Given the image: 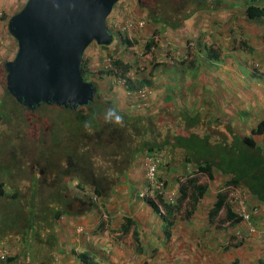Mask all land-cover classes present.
<instances>
[{
  "label": "trees",
  "instance_id": "1",
  "mask_svg": "<svg viewBox=\"0 0 264 264\" xmlns=\"http://www.w3.org/2000/svg\"><path fill=\"white\" fill-rule=\"evenodd\" d=\"M9 2L17 3L16 0H9ZM139 4L148 10L150 24H153L149 28L150 31L149 34L147 33L143 46L139 48L144 54V61H147V64L151 67L148 68L142 61L135 60L132 63V56L129 59L125 58L129 52H132L133 41L129 39L126 32H118L116 36L119 42L111 49H107V53L101 51L99 61L96 62L97 73L106 77V81L103 83L110 94H108V98L97 92L92 102L76 109L41 104L34 110H28L16 102L8 93L6 87L3 88L1 85L3 88L1 94L5 93L11 96L13 101L0 100V150L5 154L11 151L10 140L6 139L7 129L11 128L10 131L17 128L21 130L32 126L34 122L27 120V116L35 114L34 112L37 111H40V115H37L36 122L43 124V120H50L46 112L48 110L55 112L53 116L55 124L51 127V133L53 134L50 138L52 146L49 151H43L39 154L44 163V170L49 169L50 173L53 172L57 178L62 173L67 177L66 184L61 182L57 187H53L47 205H44V202L42 205L40 202H35L41 189L37 188L38 182L36 178L34 179V186L30 194L31 204L28 206L27 212L23 213L22 220L18 221L21 229L17 232L15 240L13 239V243L10 242L11 246L18 249V252L13 253L11 256L6 255L1 245L0 254L2 257H0V264H19L20 257L22 264H57L58 261L59 264H63L66 262L68 253L65 252V249L69 246L71 234L68 226H71L70 222H72L68 217L77 215L76 212L66 210L71 198L74 197L77 203L82 202L83 204L82 194H84L87 185H91L96 196L102 199L113 198L115 191L118 190L117 193L120 192L119 199L123 195L130 199L129 203L121 202V206H130L132 201L138 198V195L135 198L131 187L125 186L124 179L128 177L129 171L133 170V166H135L138 159L137 156L142 158L146 153L149 156H154V158L159 157V154H161L160 160L156 164V173L150 179L149 186L150 193L154 197L158 196V200L164 208V214L160 213L158 206L151 199L147 198L144 202L151 206L153 212L163 221V232L167 239L171 237L170 229L174 223V218L184 206V203L187 204L184 217L188 219L196 211L197 205L208 191V184L199 182L196 175L206 176L210 181L214 179L216 173L227 176V183L241 187L243 195L249 199L248 205L252 207L250 203H254L264 206V144H260L259 141L257 143V138H255L257 135L264 137V115L251 127L248 135H242L238 129H234L233 119L220 115L216 110V103L211 101L205 102L202 107H197L195 101L186 102L183 101L184 98L182 99L184 108L179 109L171 101L172 98L168 96L166 101L158 106L156 112L154 111L155 113L141 115L130 113L125 106H122L124 109L119 108L120 98H116L118 95H113L119 77L123 80L120 83L121 90L125 86L129 91H138L151 88L152 85L156 88L160 87L159 77L162 71L177 74L176 72L181 69L183 71L182 75L190 73V67L194 66L195 62H190L188 59L167 66L165 63L159 62L161 55L157 54L158 48H156V45L159 47V38H156L155 35L166 36L167 29L180 28L194 15L196 18H203L201 15L204 12L225 11L224 9L240 11L241 17L248 21H259L264 19V0H139ZM185 7L187 8L185 9ZM166 9L179 14V18H174L173 22L170 18H166ZM238 19L241 18L233 16V18L230 17L226 20L228 23L226 29L223 30L227 33L223 37H228L230 40L245 37L244 33L240 32L241 25ZM203 32H205L202 34L203 38L201 39L204 40L203 45L197 44L199 43L198 38L197 43L192 39L193 45L188 49H191L195 55L196 49H201L199 51L200 55L203 51L208 53L209 58L197 57L199 67L200 65L205 66L207 63V66H213L218 58H221L219 53L210 48L214 31L207 30V32ZM246 40L241 42L248 46L249 41L246 42ZM163 41H166V39ZM166 43L169 44L168 41ZM165 48L168 49V46ZM174 48L177 47L174 46ZM250 51L253 52V50ZM104 58L109 60V64L106 66H102ZM221 59L222 62L227 63L225 59ZM202 60L203 62H201ZM199 67L197 66V69L193 67L191 72H201ZM243 67V64H241V69L244 72L250 71ZM261 67L263 68V66ZM80 70L85 79L95 75V71L90 69L88 57L82 58ZM131 70L138 73V75L129 78L127 74ZM252 71L254 74L257 71L260 72L256 66H253ZM185 78L186 76L181 79V82ZM171 88L174 89V87ZM175 88L182 92L179 89V84H176ZM157 95L158 93L155 92V96ZM108 108H114L116 113L123 117V126L114 122H105V111ZM44 111L45 113L42 115L41 112ZM13 116L16 119V128L9 125L11 121H14ZM86 122H89L87 128L85 127ZM56 128L59 131L66 129L68 135L58 137V133H55ZM243 132H246V130H243ZM2 133H4L5 139ZM64 137H66V142L62 146L60 141ZM90 147H94L95 152ZM162 149L167 151L165 155ZM96 150L102 152L98 155ZM11 160L13 159L8 158L0 166V196L16 199L20 190L6 185L10 172L13 168H16L14 167L16 160ZM61 163L65 164L64 169ZM3 169L8 170L4 172ZM173 170L179 175L177 181H175L177 176L170 177L168 175L169 173L173 174ZM70 178L76 180L77 183L74 187L77 191H81L80 195L75 191H72L73 194H71L70 186L67 185V179L70 180ZM182 178L184 180H181ZM131 181L134 180L131 178ZM128 184L133 186L134 183ZM7 188L8 191H6ZM173 189H175L174 193L177 194L176 203L170 204L164 192ZM143 199L140 198L141 201ZM223 206H227L226 217L231 220L234 219L236 214L226 204V194L219 192L208 212L210 221L214 219ZM78 212L87 213V210H79ZM64 217L67 219H63ZM240 219L239 216H236L232 223L236 224ZM57 221L62 222L57 225ZM133 223L135 224V221L131 216H125L120 229L123 233L127 232ZM100 229L103 230L102 227ZM6 231L2 238L6 237ZM132 233L137 244L136 250L142 251L137 229L135 228ZM60 246L65 252L61 254L65 256L63 263L59 258L55 259L54 256L56 248ZM104 249L105 247L102 246L103 251ZM71 255L72 258L77 260L75 264H106L107 261L105 258H100V255L97 257L96 252L82 250L77 252L73 248L71 249ZM230 264H239V261L233 260ZM256 264H264V260L259 259Z\"/></svg>",
  "mask_w": 264,
  "mask_h": 264
},
{
  "label": "rangeland",
  "instance_id": "2",
  "mask_svg": "<svg viewBox=\"0 0 264 264\" xmlns=\"http://www.w3.org/2000/svg\"><path fill=\"white\" fill-rule=\"evenodd\" d=\"M16 2L17 3L9 2V0H0V8L2 10V17H1L2 21L7 22L8 17L11 14L17 12L22 7L25 0H16ZM134 6L138 7V3L136 0L126 1L125 8H123V3L117 2L115 6L113 7V10H112L113 13L111 14L109 18V23L113 21L118 22L122 17L123 9H133ZM186 8L187 7H185V9ZM164 9L165 8L163 7V10ZM165 14H166V18L168 19L170 18L172 22L174 21V18L175 19L179 18V14H175L169 9H166ZM219 15L220 14H216V15L210 14L209 16V14L206 13V15L203 16V18H197L196 20H195L196 17L194 15L192 19L195 22L191 21L192 25L189 26L188 29L187 28L186 29L190 30L192 28H196L197 31H200L201 29H199L200 28L199 26H203V25H204L203 26L204 28L202 27V29L204 31L205 29L209 30L210 28H214L215 31L213 32V41L210 44V48H213L214 51L219 53V56L225 59L227 63L231 61V64L229 66H231V68L234 69V70L232 69L234 72L243 74V71L241 70V59H244V60L246 59L249 61L248 65L250 66L251 70H253V66L254 67L256 66L259 68L260 72L264 74V43H260L258 45L256 44L255 47L251 46V48L254 50L252 52L250 51L251 49H247V46L241 43V41L238 42V40L241 37H238L235 40L233 39L230 40L227 37H223L224 34L226 35L225 31L222 29V31L219 32L216 29L219 27H222V25L226 26V24L228 23V21L226 20L230 19V17L225 19L223 16H219ZM212 18H215L216 20H212ZM203 19L207 21V24H204L205 22L203 21ZM241 22L243 23L242 20ZM111 28H109V30L113 31L114 32L113 34H115L116 30L113 28L111 29ZM4 30H5V25L3 24L0 30V38H3L2 34H4ZM174 30L175 32H177L176 34H179V31H178L179 28L174 29ZM203 33L205 32L201 33L200 31V32H197L196 35L191 34V38L194 35L193 41L197 43V38H198L199 43L197 44L203 45L204 40H201L203 38L202 37ZM146 37H147V33L143 35L142 41H141L142 43L146 39ZM155 37L159 38V40L161 41L162 39L164 40L166 37L170 40L175 39L174 35L171 33H168V35L162 36V37L159 35H155ZM115 40H116V37L114 36L112 42L103 47L105 49H111V47H114V45L117 44V42H119L118 40L117 41ZM162 42H164L165 44L167 40L162 41ZM176 42L179 45L184 46L183 43L185 41L181 40L180 37L177 36ZM172 45H171V48L169 49V45L167 43L165 44V47L168 46V49L165 48L166 50L165 57L167 58L166 59L160 58V60H164L166 62L171 61L172 57H176L183 52H184L183 56H185L184 54L187 53V50H184V47L182 49H176ZM92 47H93V44H90L85 49V53L88 51H92L90 50ZM15 49H16L15 42L13 41V39L11 40L9 36H7L2 43H0V100L2 99L7 102L13 101V98L9 95H6L5 93H2L3 95L1 94V91H3V88L5 86V71L3 70L4 67L2 65V62L4 60L11 59L15 52ZM199 51H201V49L198 50V52H196V58L198 56L204 57V59L209 58L208 53L206 51H203V53L200 52L201 55L199 54ZM92 52L94 54H97L100 52V50H98L97 52L96 50ZM132 52H137V49L134 51L132 50ZM132 52H129V54H127L128 56L125 58L129 59L132 56L133 57V59L131 60L132 63L137 58L138 59L137 61L144 62L143 64L147 66L148 68L151 67L150 65L147 64L148 63L147 61H144V58H145L144 54L138 55L137 57L136 55L139 53L137 54L134 53V56H133L131 54ZM188 58H193V54L190 53L189 50H188ZM221 58H218L216 63H218V65L220 66L226 65V62H222ZM95 59L96 57L94 58V60ZM192 61L193 60H191L190 62ZM191 65L192 63L190 64V66ZM261 66H263V68ZM163 73H166V71L162 72V74ZM248 73H250V71ZM128 74L136 75V76L138 75V73L134 72L133 70L129 71ZM243 83L248 84L250 82L247 81ZM1 85L3 88L1 87ZM118 86L119 87L114 88L115 92H113V95H118L116 98L124 94L123 89L121 90V85H118ZM179 89L181 90V86ZM102 90H105V89H102ZM174 92L176 91L174 90ZM175 95H178V97H180L182 95V92L180 93L176 92ZM159 103H162V99H157V104ZM122 104H125V103H122ZM148 107H151L152 110H155L154 108L155 104L152 102V99L150 100V104L148 105ZM39 112L40 111H37V112H34L35 114H29L27 116V120H32L34 122L32 126L25 127L21 130L18 128L12 131H10L11 128L7 129L6 139L8 138V140H10L9 146H10L11 151H9L10 153L7 152L5 154V152H2L0 150V166L4 162H6L8 158L16 160V164L14 166L16 168H13L12 171L10 172V176L8 177L6 181L7 182L6 185L11 186V188H17L18 190H20L19 196L16 197V199H10L6 196H0V246L1 245L2 246L11 245V243H13V239L16 238L17 232L21 229L20 225H18V221L22 220L23 213L27 212L28 206H30L31 204L30 194L34 186L35 178L38 182L37 188L41 189L39 192L38 198L35 199V202L36 203L40 202L41 205L43 204V202L45 203L44 205H47V203H49V200H50L49 198L51 197L49 196V194L51 190H53L54 186L57 187V185L60 184L61 182H64V184H66L65 181H66L67 176H65L64 173H62L61 176L57 178V176L54 175L53 172L50 173L49 169L44 170L43 168L44 163L42 159H40L39 153L40 152L42 153L43 151H47V150L49 151V148L52 146L50 138L53 134L51 133V130H52L51 127L55 124L54 119H53L55 112H51L50 110H48L46 112V115H48L50 120L48 121L43 120L44 121L43 124L36 122V117H38L37 115L39 114ZM44 113L45 111L41 112L42 115ZM13 119L14 121H11L9 125H11L12 128L13 127L16 128L15 126L17 125V123H16V119L14 116H13ZM248 121H250V124L253 122L250 119ZM40 122H41V119H40ZM248 128L249 129L246 132H243L244 126H242L240 128L241 131L239 130V133L242 135H248L250 133L251 127H248ZM57 129L58 128L55 129L56 130L55 133L56 134L58 133V137L68 135L66 129L65 130L62 129L60 131ZM2 136L5 139L4 133H2ZM65 138L66 137H64V139L60 141V144H62V146L66 142ZM255 138H257V143L259 141L260 144H264V137L257 135V137ZM90 149H92V151L95 152L94 147H90ZM96 152L99 155L100 152L102 151L96 150ZM137 158L138 159L135 164L136 168L131 171V174L129 173L133 180H138V177H141L144 173V168L143 167L141 168L139 164V161H140L139 156H137ZM64 159H66V157H64ZM63 163H61V165L64 169L65 164ZM7 170L8 169H3L4 172H6ZM43 174H46V175H43ZM196 176L199 182L208 184V193L203 196V199L200 202V208L198 207L196 212L193 214V215L196 214V218L193 215L188 219L184 217L185 211L187 209V204L184 203V206L180 209V211L178 212V214L176 215L174 219V223L171 228V229H174V232L171 234V236L173 235L177 238H179V236H183V238H187V236H189L188 241L182 239L183 242H181L180 240H178L179 242L178 247L180 248L181 243H183L182 244L183 247H187V246L189 247L190 245L191 248H194L198 251L197 252L198 257L200 254H202L200 260L204 261L205 260V257L203 256L204 253H207V255L210 257L211 251H214V252L215 251L220 252L221 250L224 251V249H221V247H223V244H224L223 240L225 241L228 238L223 239V237L225 236V234L226 236H229L230 234L232 236L233 231L231 229H230L231 231L228 230L230 226L228 225L229 219L226 217L227 216L226 215L227 206L222 207V209L216 214V216L214 217L212 221L208 220V210H207L208 208L206 207V205L208 206L209 204H211V200H208V199L212 198L210 196L213 195L216 189L215 186L217 185V183L214 181L215 182L214 184L206 176H203V175H196ZM0 178H1V175H0ZM72 179L73 178H70L71 181L67 179V185L70 186L69 188L70 192L71 194H73L72 191H75L79 193L78 195H80L81 191L80 190L77 191L76 188L74 187L77 182L75 179L73 180ZM217 180H219V176ZM42 183H45V184H42ZM6 191H8V188ZM117 192L118 190H116L115 194L113 195L117 199H113V201L109 203L108 205V210L106 209L108 212L111 211L112 213H114L113 214L114 216H112L110 220L108 221H106L108 216L104 217V216L96 215L97 219H95L92 216L91 222H86V220H84L85 226L84 224L82 225L80 221L76 223L74 225V229H75L74 231L77 232V230H82V232H84L85 230V234L83 236L81 234L76 235L73 241L71 242L68 241L69 246H67V248L65 249V252H68V254H70L71 253L70 250L72 247H76V249H79V245H80L79 242L81 239V241L83 240V244L81 245V249H80L82 251H88V252L94 253L96 251V247L99 249L101 246L107 245L106 248L104 249V256H101V258H105L108 261H110L111 259L114 260L112 255H114L116 252H120L121 255L116 260V262H111L109 264H136V263L137 264H161L162 260H165V262H167V260L169 259L170 261H174L178 259L177 256H173V252L176 248L177 242L174 241V239L171 242L172 239L171 240L169 239L170 240L169 241L165 237L163 230L160 228V226L163 227L162 223L159 224V228H156L158 225V222H155V221H159V220L155 216H153L150 211H148L147 207L143 206V203H142V206L139 207V210L137 209L131 214L127 205L121 206V204L119 203L123 201L125 203H129L130 199L126 195H123V197L118 200L119 194L116 195ZM247 201H248V197H247ZM69 203L70 204L66 206V210H69L71 212H76V211L78 212L79 210L81 211L88 210L89 208L88 204H86V201L83 202V204L82 202H78L79 203L78 204L74 197L71 198V201H69ZM80 203H81V206H80ZM141 209H143V214L140 213ZM107 211H105L106 214H107ZM124 213L131 214V216L139 220V222H144V225H143L144 228H142V231H141L143 232L142 234L143 237H142V240H140L142 244V249L144 248L143 249L144 251L142 252L136 250L137 249V246H135L136 242H134L132 237H131L130 244L126 240L128 238L129 232L127 234H121V235L117 233L118 231L117 228H119V222H121V218L122 220L124 219V215L123 216L121 215L120 217L119 214H124ZM152 216L155 222V223L153 222V224L148 223V219H150V217ZM193 217L194 219L191 220ZM261 217L264 218V214ZM195 221L196 222L200 221V222L196 224ZM87 223H90V225H87ZM99 224H103L102 228H104V230L100 229L101 225L98 226ZM155 224H156V227H155ZM94 227L95 229H93ZM5 231H6V237L2 238ZM144 231L146 232V234L144 233ZM70 233H72L73 235L74 232L71 230ZM94 233L97 235L94 236L93 235ZM4 239H7V240H4ZM257 240L258 239L256 237L255 238L248 237V239H246L244 243L242 242L241 245L238 247H236L238 245V243H236V240H232V241L229 240L228 243L236 247L234 248V252H232L231 260H234L235 258L240 257L241 251L243 249L246 251H252L253 249L257 248V245L259 244ZM131 245H132V249H131ZM58 249L60 253L57 254L55 258L56 259L59 258V260H61V262L63 263L65 256L61 254L65 252L64 250H61L60 248ZM114 249L116 251H114ZM153 249L155 251H153ZM165 249H166V252L162 253L163 250ZM131 252H132V255H130ZM167 252L169 255L166 254ZM200 252H204V253H200ZM142 253H143V257L141 256ZM219 254L220 253L215 252V257L218 259L221 258ZM71 259L72 257H69V259L64 263L75 264L77 262V260L74 259L73 261H71ZM19 264H22L21 258L19 259ZM57 264H59V261L57 262ZM241 264H249V262L248 263L241 262Z\"/></svg>",
  "mask_w": 264,
  "mask_h": 264
},
{
  "label": "water",
  "instance_id": "3",
  "mask_svg": "<svg viewBox=\"0 0 264 264\" xmlns=\"http://www.w3.org/2000/svg\"><path fill=\"white\" fill-rule=\"evenodd\" d=\"M119 1L26 0L8 21L17 50L4 63L5 85L15 101L28 110L92 102L96 87L82 77V55L93 41L110 44L106 18Z\"/></svg>",
  "mask_w": 264,
  "mask_h": 264
},
{
  "label": "crops",
  "instance_id": "4",
  "mask_svg": "<svg viewBox=\"0 0 264 264\" xmlns=\"http://www.w3.org/2000/svg\"><path fill=\"white\" fill-rule=\"evenodd\" d=\"M146 10H145V12L147 13ZM224 10L225 11H215V12L212 11V12H207V13L209 14V16H210V14H212V15L213 14H215V15L220 14L219 16H223L225 19H227L228 17L233 18V16H238L239 18H241V19H238V21L240 22V25H241V32L244 33L245 37H243V38L241 37L238 40V42L239 41L243 42V41H245V39H247L246 42L249 41L247 49L253 50L252 48H250L251 46L255 47L256 44L258 45L260 43H264V19H261L259 21H255V22L254 21L251 22V21H248L247 19H245L244 17H241L242 14L240 13V11H236L234 9H224ZM141 11H143V9H141ZM205 15H206V13H202L201 16L203 17ZM192 18H193V16L189 20H187L185 22V24H183V26H181L179 28V30H178L179 34H176L177 32H175V30H173V29L172 30H170V29L166 30L165 34L168 35V33H171L174 35L175 39L170 40L167 37L165 39L169 43L173 42L174 45H172V46H176L177 47L176 49H178V48L182 49L183 47H185L187 45L188 42L192 43V39L194 38V35H196L197 32H200V31L203 32L204 31L202 29V27L204 25L199 26L200 27L199 29H201L200 31H197L196 28H192L190 30H187L189 28V26L192 25L191 21H194ZM196 19L197 18H195V20ZM212 20H216V19L212 18ZM241 20L243 21V23H241ZM203 21L205 22L204 24H207V21L205 19H203ZM150 26L152 27L153 24H150ZM226 26L222 25V27H219L216 30L221 32L222 29H226ZM147 30H148V28H147ZM209 30L215 31L214 28H210ZM205 31L207 32V29H205ZM222 33H224V32H222ZM225 33H227V32H225ZM191 34H194L192 36V38H191ZM177 36H179L181 40L185 41L183 43L184 46H181L176 42ZM161 43L162 44H159V47H157L158 52H159V55H161L162 59H166L167 57H165V55H166L165 51L166 50H165L164 42H161ZM162 50H164V51H162ZM198 50H197V52H198ZM191 59H193V62H195V64H194V66L192 65L190 67L191 69L189 70V72H190L189 74L182 75L183 71L181 69L178 72H176L177 74H171L168 71H167L168 73H163V74L161 73V76L159 77V84H161V86L155 88L154 95L152 94L153 96L151 99H152L153 103H156L157 99H162V101H166V99L169 96V98H172L171 101L179 109H181L182 107L184 108L183 101H186V102L195 101L196 105H198L197 107H202L205 102L211 101L213 103H216L215 104V105H217L216 110L220 115H225L226 118L233 119L232 123H234V126H235L234 129H236V130L238 129V131L240 130V128L242 126H244V130L247 131L249 129L248 127H253L260 120L262 114L264 115V74L260 73L259 71H257V73L254 74L253 71L250 69V66L248 65L249 61L246 59L245 60L241 59V64H243V66H244L243 68L250 70V73H248L249 71L244 72L241 69L243 71V74L233 71L234 69L231 68V66H229L231 64V61L229 63H226V65H224V66H220L216 63L213 66L210 65V63H209L210 66H207V64H208L207 63L205 66L200 65V67H199L196 55L194 53H193V58H191ZM201 62H203V60ZM174 63L176 64L178 62L175 60ZM169 64L170 63L167 62L165 65L167 66ZM197 66L199 67V70H201V72H198V71L191 72L193 67L196 68ZM230 71H232V72H230ZM185 76H186V78L184 80H182V82H181V79L184 78ZM247 81L250 83H248V84L243 83V82H247ZM176 84H179L181 86L182 95L180 97H178V95H175L176 92L180 93L179 90L176 91V88H175ZM171 87H174V90L176 92H174V90ZM166 88H168V90H166ZM155 92L158 93L157 96H155ZM182 99H184V100L182 101ZM249 119L252 120L254 123L252 122L250 124V121H248ZM171 172H172V170H171ZM174 174H175V170H173V176H174ZM126 187H129V186L126 185ZM114 199H116V198H114ZM119 203H121V202H119ZM140 206H142V203L132 201V203L130 204V206H128V208L132 214L135 210H137V209L139 210ZM199 206H200V204H199ZM131 214H125L124 213V215H126V216H131ZM85 215L86 214H79L78 217L70 218L72 220V222H70L71 226H68L69 230L74 231V225L76 223H78L79 221L82 225L85 222L84 220H86V222L90 221L89 220L90 218L84 217ZM133 219L135 221L136 227L144 228V226H143L144 222H139V220H137L135 218H133ZM87 225H90V223H87ZM84 226H85V224H84ZM130 230H132V228H130ZM130 233H131V231H130ZM130 233L128 234V238L126 239L129 242V244L131 243V237H132ZM71 235H72V233L70 234L69 240H71L75 234H73L72 236ZM188 237L189 236H187V238H183V236H179V238L175 237L174 241L177 242V245H176V248L173 252V256H177L178 259H176L174 261H170V259H169V260H167V262H165V260H162L161 264H201V263L202 264H230L232 262L231 257H232V252H234V251L229 249V245L226 242V240L223 241V243H224L223 245H225V248L221 247V249H224V251H222V250L220 252L215 251L216 253H220L219 255L221 257L220 258L221 260L215 257L214 251H211L210 257L207 255V253L200 252V253H204L203 256L205 257V260L201 261L200 258L202 256V254H200L198 257V255H197L198 251L194 248H191L190 245H189V247L188 246L183 247V245H182L183 243H181L180 248L178 247V243H179L178 240H180L181 242H183L182 239L188 241L189 240ZM225 238H226V236H225ZM119 244H120V242H119ZM133 244H134V242H133ZM131 249H132V245H131ZM100 251H101V253H100ZM114 251H116V250L114 249ZM95 252L97 253V257H99V255L104 256V253L102 252V250H99L97 247H96ZM132 252H133V250H132ZM132 252L130 255H132ZM166 254L169 255L168 252ZM120 255H121L120 252H116L114 255H112L114 260H112V259L110 261L107 260L106 264H109L111 262H116V260L119 258ZM262 255H263V252L261 253V248L257 247L255 249H253L252 251H246L243 249L241 251L240 258L243 257L247 263L248 262L254 263L257 260V258H259ZM141 256L143 257V253L141 254ZM214 258H215V260H214ZM239 264H241V263H239Z\"/></svg>",
  "mask_w": 264,
  "mask_h": 264
},
{
  "label": "clouds",
  "instance_id": "5",
  "mask_svg": "<svg viewBox=\"0 0 264 264\" xmlns=\"http://www.w3.org/2000/svg\"><path fill=\"white\" fill-rule=\"evenodd\" d=\"M126 1H130V0H120L119 1V3H123V8H125V3H126ZM137 1V3H138V7H136V6H134V8L133 9H123V14H122V17H121V19L118 21V22H116V21H113V22H110L109 23V18H110V16H111V14L113 13L112 11H111V13L107 16V18H106V24H107V27H108V29L109 28H113V29H115L116 30V33L115 34H113L114 32L113 31H111V30H109L110 32H111V34H112V39H111V42H112V40H113V37L115 36L116 38H117V36H116V34L118 33V32H120V30H117L116 28H115V24H118V23H121L123 20H125L126 18H128V17H131V18H135V20H137L139 17H143V18H145V21H146V26L143 28V29H141V30H137L135 33H134V36L132 35V38H130L129 36V39L130 40H132L133 41V51L134 50H136L137 49V52H133V53H131L133 56H134V53H139V54H137L136 56L138 57V55H141V54H143V52H142V50L141 49H139L140 48V46H143V43H144V41H143V43L141 42L142 41V37H143V35L145 34V33H149V31H150V29L149 28H151V26H150V19H149V15L150 14H147L146 12H145V8H143V7H141L140 6V4H139V0H136ZM25 2H26V0H25ZM25 2H24V4H25ZM24 4L22 5V7L24 6ZM115 6V5H114ZM113 6V7H114ZM21 7V8H22ZM20 8V9H21ZM19 9V10H20ZM141 9H143V11H141ZM145 9V10H144ZM18 10V11H19ZM112 10H113V8H112ZM17 11V12H18ZM146 11H148V10H146ZM17 12H15V13H17ZM15 13H13V14H11L9 17H8V20H7V22H4V21H2V19H1V17H2V10H1V8H0V30H1V26L4 24L5 25V30H4V34H2V36H3V38H0V43H2L4 40H5V38L7 37V36H9L10 38H11V40L13 39V41L15 42V45H16V49H15V52H14V54H13V56H12V58L11 59H13V57H14V55H15V53H16V50H17V42H16V40L12 37V35L9 33V31H8V21H9V19H10V17L12 16V15H14ZM111 28V29H112ZM147 28H148V30H147ZM116 40H118V38L116 39ZM163 41V40H162ZM161 40H159V43H158V45L159 44H162L161 42H162ZM110 42V43H111ZM90 44H93V47L90 49V50H92V51H95L96 50V52L98 51V50H100V52L101 51H105L106 53H107V49H105L103 46H105V45H99V44H97L96 42H91ZM89 44V45H90ZM173 44V42H171V43H169L168 45H169V49L171 48V45ZM88 45V46H89ZM193 45V42L191 43V42H188L187 43V45L184 47V50H187V53H185L184 55L185 56H183V53H181V54H179L178 56H176V57H172L171 58V61H167V62H169L170 64H172V63H174V61L176 60L177 62L178 61H182V60H184V59H188V60H193V59H191V58H188V50H189V52L190 53H192L193 54V51H191V49H188L190 46H192ZM87 46V47H88ZM86 47V48H87ZM158 46H156V48H157ZM85 48V49H86ZM136 48V49H135ZM152 49V48H151ZM179 49V48H178ZM92 51H88V52H86L85 53V50H84V52H83V55H82V58H87L88 57V59H89V65H90V69L92 70V71H95L94 73H95V75H93L92 77H90V78H87V79H85L83 76V79L85 80V81H91L92 83H93V85L96 87V91H95V93H94V97H95V95H96V93L97 92H102V94L104 95V97L105 98H108L109 97V92L105 89V87H104V81H106V77H104V75H102L101 76V74L100 73H97V70H96V62H98L99 61V53H97V54H94ZM139 51V52H138ZM149 54V53H148ZM157 54H158V51H157ZM98 58L97 59V61H95L94 60V58ZM11 59H7V60H4L3 62H2V65H3V67H4V63L6 62V61H9V60H11ZM133 59V58H132ZM131 59V60H132ZM135 60H138L137 58L135 59ZM82 61V60H81ZM159 62H162V63H167L166 61H164V60H161L160 61V59H159ZM193 62V61H192ZM107 64H109V60L108 59H106V58H104L103 59V62H102V66H106ZM160 69V68H159ZM3 70L5 71V68H3ZM81 71V70H80ZM127 76L130 78V77H132V76H136V75H129V74H127ZM118 80H117V87H119L118 85H120V83H121V81H123L120 77L119 78H117ZM5 81H6V71H5ZM124 86V85H123ZM180 86V85H179ZM5 87H6V85H5ZM155 88H156V86H154V85H152V87L151 88H144V89H142V90H138V91H129L127 88H125V86H124V88H123V92H124V94H122L121 96H119V98H120V101L118 102V106H119V108H121V109H124L122 106H125L126 107V109L127 110H129V112L130 113H132V114H141V115H145V114H152L157 108H158V106H160L161 104H163L165 101H162V103H159L158 105H157V102L156 103H154L155 104V110H152L151 109V107H148V105L150 104V100H151V97H152V94L154 93V90H155ZM102 89H105V90H102ZM7 90V89H6ZM98 90V91H97ZM102 90V91H101ZM174 90V89H173ZM176 91H177V89H176ZM111 93V92H110ZM109 94V95H108ZM93 100H94V98H93ZM122 103H125V104H122ZM42 104H44V103H42ZM41 105V104H40ZM56 106V105H55ZM86 106V105H85ZM61 107V106H60ZM79 107H82V106H79ZM148 107V108H147ZM66 108V107H65ZM78 108V107H77ZM178 108V107H177ZM69 109H76V108H69ZM138 110V111H137ZM137 111V112H136ZM156 112V111H155ZM154 112V113H155ZM104 119H105V122H114V123H116V124H119V125H121V126H123V117L122 116H120V115H118L117 113H116V110L114 109V108H108V109H106V111H105V116H104ZM85 127L87 128V127H89V122H86L85 123ZM162 151L164 152V155H165V153H167V151L165 150V149H162ZM147 156H149L147 153L146 154H144L143 156H142V158H140V161H139V164H140V166H141V168L143 167L144 168V173H143V175L141 176V177H138V180H134V181H131V176H130V174H131V171H129V173L130 174H128V177L126 178V179H124L125 180V186L126 185H128V186H130L131 187V189L134 191V195H135V198H136V195H138V198H136V200H134V201H136V202H139V203H143V206L144 207H147L148 208V211H149V208L151 207V206H149V205H147L144 201H145V199H147V198H149V199H151L157 206H158V208H159V210H160V213L161 214H164V208L162 207V205H161V203H160V201L158 200V196L157 197H154L151 193H150V186H149V183H150V181H149V179H148V177H147V172H148V167H147V162H146V157ZM167 157L169 158V156L167 155ZM136 164V163H135ZM136 166V165H135ZM135 166H133V170L136 168ZM168 175H170V177H172L173 176V174H171V173H169ZM174 176H177V179L175 180V181H177L178 180V178H179V175L177 174V173H175L174 174ZM218 176H219V180H217L218 179ZM181 180H184L183 178L181 179ZM217 183V185L215 186V191H214V193H213V195L212 196H210V197H212L211 199H208V200H211V204H209L208 206L206 205V207L208 208L207 210H208V212H209V210L212 208V206H213V203H214V201H215V199H216V197H217V194L219 193V192H224L225 194H226V204L228 205V206H230V208H231V210H232V212L234 213V214H236V216H238L237 215V213L234 211V208H233V206H232V204L230 203V201H229V198H228V196H229V192H230V190L231 189H233L234 191H236V192H238V193H240L242 196H244L245 197V204H246V207H247V209L250 211V214H251V218H250V222H243L241 219H240V221H238L236 224H234V223H232V221H234V219L236 218V216H234V219H229L228 221V225L230 226V228L228 229L229 231H233L232 232V234L233 235H235V236H231V234L229 235V236H226V234H225V236H226V238H228L227 240H226V242L228 243V241L229 240H236V243H238V245L236 246V247H238V246H240L241 245V243L243 242H245V240L246 239H248V237L249 238H251V237H256L258 240V242H259V244L257 245V247L258 248H261V253L263 252V255L262 256H260L259 258H257V260L254 262V263H252V262H249V264H256V262L259 260V259H263L264 260V237H263V234L260 232L261 231V229L264 227V218H262L261 216L264 214V206H261V205H256V204H254V203H252L251 205H252V207L250 206V205H248V201H249V199H248V201H247V196H245V195H243V193H242V191H241V187H239V186H237V185H234V184H232V183H227L226 181H227V176H222V175H220L219 173H216V175L214 176V179L213 180H211V182H213L214 184H215V182ZM135 182H136V184H135ZM128 183H134L133 184V186H131V185H129ZM174 190L175 189H173V190H171V191H169V192H164V194H165V197L167 198V201L170 203V204H175L176 203V196H177V194H175L174 193ZM208 190V189H207ZM95 190L93 189V187L91 186V185H87V187H86V190H84V194H82V196H83V200H85L86 201V204H88V206H89V208H88V210H87V213H79V212H77L76 211V213L75 214H77V215H75V216H73V215H70L68 218H72V217H78V215L79 214H86L84 217L86 218H90L89 220L90 221H88V222H91V219H92V216L95 218V219H97V217H96V215H99V216H104V217H106V216H108V218H107V220L106 221H108V220H110V218L112 217V216H114L113 214L114 213H112L110 210V212H108L107 210H108V205H109V203H111L112 201H113V199L114 198H116V197H114L113 196V198H108V199H102L101 197H99V196H96V193L94 192ZM208 193V191L206 192V194ZM117 194H119L120 195V192L119 193H116V195ZM115 195V196H116ZM140 198H144L142 201L140 200ZM117 199V198H116ZM118 200H119V197H118ZM84 201V202H85ZM248 202V203H247ZM89 203H90V205H89ZM186 204V203H185ZM199 204H200V202H199ZM199 204L197 205V209H198V206H199ZM200 207V206H199ZM224 207V206H223ZM107 209V210H106ZM196 209V210H197ZM222 209V208H221ZM220 209V210H221ZM254 209H256V213H253V210ZM219 210V211H220ZM83 211V210H82ZM105 211H107V214H106V212ZM218 211V212H219ZM150 212H151V214L153 215V216H155L159 221H155V222H158V225H157V227H156V224H155V227L156 228H159V224L160 223H162V225L164 224L163 223V221L160 219V217L156 214V213H154L153 212V209H151L150 208ZM196 212V211H195ZM194 212V213H195ZM140 213H142L143 214V209H141V212ZM193 213V214H194ZM178 214V213H177ZM176 214V215H177ZM120 215V217H121V215L123 216L124 214H119ZM125 216L126 215H124V218H125ZM153 216L152 217H150V219H148V223H152L153 224V222H154V219H153ZM193 216H195V218H196V214L195 215H193ZM132 217V216H131ZM66 217H64L63 219H65ZM99 218V217H98ZM132 218H134V217H132ZM198 218V217H197ZM254 218V219H253ZM67 219V218H66ZM136 219V218H135ZM175 219V218H174ZM194 219V217L191 219V220H193ZM124 220V219H123ZM123 220H122V218H121V222H119V228H117V233L119 234V235H121V234H127L128 232L130 233V231H131V236H132V239L134 240V237H133V231H134V229L136 228L137 229V231H138V233H139V239L140 240H142V228H138V227H136V225L133 223V224H131V226H130V228H132V230H130V228H129V231H127V232H124L123 233V231L120 229V226H121V224H122V222H123ZM208 220H209V218H208ZM63 221H66V220H63ZM254 221V222H253ZM62 222V221H61ZM60 221H57V223H58V225L61 223ZM154 222V223H155ZM198 222H200V221H198ZM198 222H196L195 221V223L197 224ZM209 222V221H208ZM210 223V222H209ZM248 223H251L253 226H255V228H256V232H249V229H248ZM101 225V227H103V224H99L98 226H100ZM173 226V225H172ZM160 228L163 230V227H161L160 226ZM172 228V227H171ZM205 228V227H204ZM78 229V228H77ZM93 229H95V227L93 228ZM231 229V230H230ZM75 230V229H74ZM103 230H104V228H103ZM172 231V232H171ZM74 233L73 234H75L73 237H72V239L70 240V242L71 241H73V239H75V236L76 235H79V234H81L82 236L85 234V230H84V232H82V230H77V232L76 231H73ZM79 232V233H78ZM174 232V229H171L170 230V236H171V234ZM144 233L146 234V232L144 231ZM164 233V232H163ZM94 236L95 235H97V234H93ZM225 236L223 237V239L225 238ZM117 237H119V236H117ZM117 237H116V239H117ZM175 238V236H171L170 237V240H171V242L173 241V239ZM168 240H169V238H168ZM169 240V241H170ZM239 240V241H238ZM116 241V240H115ZM224 241V240H223ZM134 242H135V240H134ZM225 242V243H226ZM226 243V244H227ZM235 243V242H234ZM79 249H76V247H72L73 248V250H76L77 252L78 251H80V249H81V245L83 244V240L81 241V239H80V242H79ZM228 245H229V249H231V250H233L234 251V248H236V247H234L233 245H230L229 243H228ZM106 246L107 245H105L104 247L106 248ZM135 246H137V244H135ZM223 247L225 248V245H223ZM58 248H60L61 250L63 249L61 246L60 247H57L56 248V250H55V252H54V256H56L57 254H59L60 253V251H59V249ZM71 248V249H72ZM57 249H58V251H57ZM144 249V248H143ZM142 249V251H144ZM2 250L3 251H5V253H6V255H13V253H17L18 252V249L17 248H15L14 246H11V245H5V246H2ZM99 250H102V246L99 248ZM138 251V250H137ZM141 251V252H142ZM153 251H155L154 249H153ZM0 252H1V250H0ZM70 252H71V250H70ZM102 252L104 253V251L102 250ZM164 252H166V249L165 250H163V253ZM68 253V252H67ZM161 253V252H160ZM69 257H72V255H71V253L70 254H68V259H69ZM21 258V257H20ZM19 258V259H20ZM100 258H101V256H100ZM56 259V258H55ZM74 260V258H72V261ZM234 260H238L239 261V263H243V262H246L245 260H244V258L243 257H238V258H235ZM233 261V260H232ZM66 264V263H65Z\"/></svg>",
  "mask_w": 264,
  "mask_h": 264
},
{
  "label": "built area",
  "instance_id": "6",
  "mask_svg": "<svg viewBox=\"0 0 264 264\" xmlns=\"http://www.w3.org/2000/svg\"><path fill=\"white\" fill-rule=\"evenodd\" d=\"M114 26L117 30L126 32L128 36L132 38V35L134 36V33L137 30H141L146 26V21H145V18L143 17H139L137 20H135V18L128 17L125 20H123L121 23L115 24ZM159 155L161 156V154ZM159 157L157 158H154V156L146 157V162H147V167H148L147 177L149 181L150 179L154 177L156 173L155 168H156L157 162L160 160ZM228 198L234 208V211L241 218V220L243 222H250L251 214H250V211L246 207L245 197L242 196L240 193L231 189L229 192ZM253 213H256V209L253 210ZM248 229H249V232L257 231L255 226H253L251 223H248ZM260 232L263 234V237H264V227L261 229ZM0 257H2L1 254H0Z\"/></svg>",
  "mask_w": 264,
  "mask_h": 264
}]
</instances>
